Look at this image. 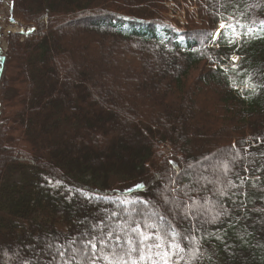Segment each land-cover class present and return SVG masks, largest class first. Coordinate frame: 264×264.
I'll return each mask as SVG.
<instances>
[{"label":"trees","instance_id":"1","mask_svg":"<svg viewBox=\"0 0 264 264\" xmlns=\"http://www.w3.org/2000/svg\"><path fill=\"white\" fill-rule=\"evenodd\" d=\"M12 4L0 264H264V0Z\"/></svg>","mask_w":264,"mask_h":264},{"label":"rangeland","instance_id":"2","mask_svg":"<svg viewBox=\"0 0 264 264\" xmlns=\"http://www.w3.org/2000/svg\"><path fill=\"white\" fill-rule=\"evenodd\" d=\"M10 1L11 0H0V30H2V32L4 34H7L8 31H20L21 30L20 22L18 21V19L16 17H14L11 14V8L9 9ZM203 2H204V0H202V4H203ZM190 10L193 11L195 9L192 6V7H190ZM182 16H184V14ZM206 17H207V12L204 8H202V26L205 25ZM11 18H14V20L11 21ZM221 25H224V27H225L226 23L221 22L219 24L218 28L216 29V31L212 34V36L215 40L218 39L221 30L224 28V27H221ZM76 27H78V26H76ZM80 27H83V26H80ZM72 28H75V25L72 24ZM2 46L6 47V42L4 40H2ZM238 60H239V57L232 56L230 61L233 62V61H238ZM10 74H11L10 78L13 79L16 75V69L13 70V67H12L10 69ZM17 82H18V80H16V78H14V80H13L14 85H17ZM11 99H12V102L14 103L13 98H11Z\"/></svg>","mask_w":264,"mask_h":264},{"label":"snow or ice","instance_id":"3","mask_svg":"<svg viewBox=\"0 0 264 264\" xmlns=\"http://www.w3.org/2000/svg\"><path fill=\"white\" fill-rule=\"evenodd\" d=\"M221 27H224V25H221ZM249 31H251V29H249ZM134 231H138V229H134ZM142 239L144 241H147L148 239H150V236L144 233H141ZM129 243L131 244V240H129ZM94 247V245H93ZM156 248H160L163 249V245L158 243L155 245ZM172 249H176L178 251H183V249L180 248V246L178 244H172L169 246ZM157 256L160 257V260L162 261V264H169L171 258L175 255H177V252L173 251V252H168V251H161V252H157L156 253ZM141 259H144V256H141ZM153 264H156L155 261H153ZM176 264H178V262H176Z\"/></svg>","mask_w":264,"mask_h":264},{"label":"water","instance_id":"4","mask_svg":"<svg viewBox=\"0 0 264 264\" xmlns=\"http://www.w3.org/2000/svg\"><path fill=\"white\" fill-rule=\"evenodd\" d=\"M12 11H13V4L11 5V13H12ZM14 20V18H11V21H13Z\"/></svg>","mask_w":264,"mask_h":264}]
</instances>
